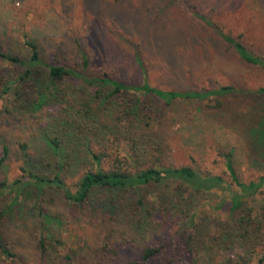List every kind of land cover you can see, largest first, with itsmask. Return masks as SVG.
Returning <instances> with one entry per match:
<instances>
[{"label": "rangeland", "instance_id": "obj_1", "mask_svg": "<svg viewBox=\"0 0 264 264\" xmlns=\"http://www.w3.org/2000/svg\"><path fill=\"white\" fill-rule=\"evenodd\" d=\"M197 15L226 35H241V43L250 52L264 57V0H0V48L26 59L27 37L37 44L43 64L64 63L87 77L107 75L130 89L142 84L143 75L150 86L171 91L226 85L247 91L264 88V71L241 62ZM79 46L87 57L85 69ZM1 68L8 69V76L6 82H0V184L6 186L0 197V212L5 213L0 228L11 249L23 258L22 264L258 263L264 221L261 238L250 245L221 239L223 233H233L242 215L231 211L228 192L196 194L190 204L171 198L161 202L157 195L143 190L146 210L120 217L86 207L81 211V206L67 204L59 189L31 197L20 186H10L29 171L50 179L58 174L61 160L51 156L43 140L56 137L50 126L66 113L71 99L36 112L18 110L12 93L16 76L9 71L14 67L0 62ZM23 69L16 73L23 74ZM64 86L77 95L91 93L80 78L66 80ZM109 90L105 88L104 93ZM128 92L112 97L117 105L111 119L115 120L125 100L134 105L139 102L152 112L149 119L141 114L131 124L128 119L117 122L119 126L107 122V127L114 128L102 138H97L101 134L96 130L87 134L90 151L104 153L103 169L110 168L115 157L123 160L125 169L142 168L155 157L162 166H191L230 183L225 167V156L230 154L241 181L264 176V169L250 165L240 106L223 115L211 111L206 102L177 100L158 113L160 102L155 97ZM84 151L80 147L60 175L72 191L83 173L96 169ZM25 157L34 167L26 169ZM230 189L236 191L234 186ZM254 199L253 215L264 208V190ZM130 204L135 208L134 202ZM40 209L51 218L49 224L41 219ZM193 213L194 228L189 220ZM139 217L144 218L148 232H137L131 221ZM40 236L52 240L43 262L36 250ZM147 245L163 251L142 262L140 250ZM0 264L11 263L1 260Z\"/></svg>", "mask_w": 264, "mask_h": 264}, {"label": "trees", "instance_id": "obj_2", "mask_svg": "<svg viewBox=\"0 0 264 264\" xmlns=\"http://www.w3.org/2000/svg\"><path fill=\"white\" fill-rule=\"evenodd\" d=\"M197 17L210 27L212 32L214 31L219 35L223 43L232 49L241 62L264 71V57L250 52L241 43V35L236 37L226 35L204 16L197 15ZM24 45L28 53L26 59L11 49L4 50L0 48V62L9 67H14V69L12 68L9 71L16 76V87L12 93L17 103V109L36 112L43 106L66 102L68 98L71 101L66 113L55 119L50 126L57 133L56 137L50 138L47 136L43 140L51 156L53 155L61 160H59L58 168H60V171L58 174L50 179L47 176H41L29 171L10 186H20L22 192L26 191L31 197L33 194H37L40 197L52 188L59 189L62 191V196L67 204L81 206V211L86 207L93 212L107 213L109 215L117 214L120 217L126 216L128 212H130V215H136L140 211L146 210L147 201L145 197H142L143 190L145 194H150V196L157 195L161 202H166L171 198L178 203L188 201L190 204L193 202L191 198L196 194L210 193L212 191L228 192L230 194L231 211L241 212L242 215L238 219V227L235 228L233 233H223L221 239L250 245L261 238L264 208H262L261 212L258 210L254 215L253 211L255 210L254 202L256 201L254 198L264 190V176H258L255 180L248 182L241 181L234 169L230 154L225 156V167L230 183H227L221 176L203 175L191 166L178 168L162 166L155 157L145 163L142 168L133 169H125L123 160L115 157L112 166L105 170L101 165L104 153L90 151L91 146L87 134H91L90 131L96 130L98 134H101L97 138H102V134L107 135L108 130L114 128L113 126L111 129L107 127V122L111 121L114 126H119L117 122H121V119L126 121L128 119V124H131L138 122L137 119L141 114L143 118L149 119L150 115L148 113L152 111L145 105L140 107L139 102L134 105L130 103V100H125L121 111L116 113V115L118 113L120 115L117 118L118 120L116 115L115 120L111 119L112 112L117 105L112 97H117L120 92L126 93L127 96L129 90H133L141 96L155 97L160 102L158 113L170 107L177 100H190L197 104L206 102L209 104L211 111H222L223 115H225L224 111L238 105L244 112L242 115V127L247 136L250 165L255 169H264V88L247 91L237 89L232 85H226L210 90L188 89L171 91L150 86L146 76L143 75L142 84L130 89L107 75L87 77L64 63L43 64L37 44L25 37ZM79 52L82 57L81 65L85 69L87 67V57L80 46ZM135 57L136 62L140 64L137 53ZM22 67H24L23 74L18 75L16 70ZM40 68L45 70H40ZM6 70L8 69H0L1 83L7 81ZM76 78H80L82 83L91 90V93L87 92L83 95H77L76 91L73 92L70 87L64 86L66 80ZM105 88L110 89L108 93H104ZM6 91H8V87L5 88ZM210 103L213 104L210 105ZM147 141L148 138H145L144 143ZM80 147L85 148V155H87L88 159L91 158L96 169L83 173L78 179L75 190L72 191L64 184L60 175L62 169L70 165V160L73 158L72 155L74 156L79 152ZM4 152H6L5 148ZM142 153L140 152V155ZM134 156L137 157L138 154L135 153ZM132 158L134 163L133 155ZM68 159L70 160L67 161ZM130 159L131 156L128 161ZM24 162L26 169L34 167L29 158L25 157ZM36 165L39 166V164ZM37 169L39 168L37 167ZM232 186H234L236 191L233 192L230 189ZM5 187L4 183L0 184V197L5 192ZM161 189H165V192H161ZM132 202H134L137 212L131 206L130 203ZM224 203L225 200L222 201L220 206ZM16 204H13L12 208H15L14 205L16 206ZM12 211L15 212V209H12ZM38 212L44 223L49 224L51 218L44 213L42 214L41 209ZM194 214H191L189 219L192 227L194 226ZM4 215L5 213L1 211L0 223ZM134 219L131 222L137 232H148V227L143 217ZM139 220L140 223H137ZM51 241V237L45 238L42 236L36 241V250L42 262L49 253L47 244ZM53 242L56 241L54 240ZM161 251L163 250L159 246H144L140 250L141 261L152 260ZM260 257L257 264H264V245L262 246ZM1 260L11 264H22L23 258L18 252L11 249L0 228ZM228 264H238V262Z\"/></svg>", "mask_w": 264, "mask_h": 264}]
</instances>
